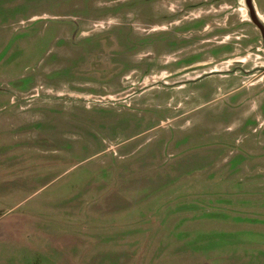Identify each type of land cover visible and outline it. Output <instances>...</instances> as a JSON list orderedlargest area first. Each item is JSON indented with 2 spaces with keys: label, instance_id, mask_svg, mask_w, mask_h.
<instances>
[{
  "label": "rangeland",
  "instance_id": "374dc122",
  "mask_svg": "<svg viewBox=\"0 0 264 264\" xmlns=\"http://www.w3.org/2000/svg\"><path fill=\"white\" fill-rule=\"evenodd\" d=\"M262 111L245 0H0V264H264Z\"/></svg>",
  "mask_w": 264,
  "mask_h": 264
},
{
  "label": "flooded vegetation",
  "instance_id": "af4514ba",
  "mask_svg": "<svg viewBox=\"0 0 264 264\" xmlns=\"http://www.w3.org/2000/svg\"><path fill=\"white\" fill-rule=\"evenodd\" d=\"M263 112L264 111H262V113ZM252 120H255V118L251 119L248 122L249 124H247V125H245V123H244V128L241 130V133L246 135L245 131L247 129H249V126H250ZM258 138L262 142L259 143V145H260L259 150H260L261 153L259 152V155H258L257 158H255V156L251 153V145H252L253 140L256 139V138H251L249 136H243V140H244L243 141V147H239V149H238L239 150V155L242 154V158H241L242 162H240V163L242 164V166H245V165L248 166V168H247L248 171H253L254 168L264 169V161H263L264 160V134H263V136L258 137ZM227 139L228 140H230V139L233 140L235 138L227 137ZM233 142H234V140H233ZM251 154L253 156H251ZM250 167H252V168H250Z\"/></svg>",
  "mask_w": 264,
  "mask_h": 264
},
{
  "label": "water",
  "instance_id": "95a60500",
  "mask_svg": "<svg viewBox=\"0 0 264 264\" xmlns=\"http://www.w3.org/2000/svg\"><path fill=\"white\" fill-rule=\"evenodd\" d=\"M246 5L248 8L249 13V19L252 22V24L258 29L261 37L262 47L264 50V28L259 24L258 20L255 18L254 12L252 11V7L250 6V0H245Z\"/></svg>",
  "mask_w": 264,
  "mask_h": 264
}]
</instances>
